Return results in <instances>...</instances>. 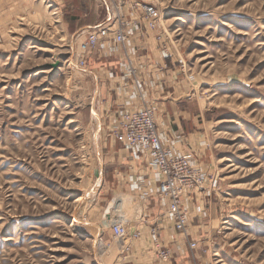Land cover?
<instances>
[{"label":"rangeland","instance_id":"obj_1","mask_svg":"<svg viewBox=\"0 0 264 264\" xmlns=\"http://www.w3.org/2000/svg\"><path fill=\"white\" fill-rule=\"evenodd\" d=\"M141 1L158 12L151 35L167 36V68L182 70L179 93L158 106L177 105L185 147L208 171L203 213L189 227L199 254L264 264V0ZM104 8L16 0L0 22V264H128L110 227L130 231L143 204L107 191L112 125L100 80L77 64L75 32L93 25L81 18ZM126 196L136 200L117 209Z\"/></svg>","mask_w":264,"mask_h":264},{"label":"built area","instance_id":"obj_2","mask_svg":"<svg viewBox=\"0 0 264 264\" xmlns=\"http://www.w3.org/2000/svg\"><path fill=\"white\" fill-rule=\"evenodd\" d=\"M102 1L110 6L108 17L77 34V64L86 67L90 58L101 56L119 61L117 76L124 87V103L112 116L111 133L117 142L136 151L154 172L156 195L165 204L164 215L181 242L193 251L199 240L189 228L191 213L184 202L194 192L198 197L205 194L206 177L190 155L171 151L160 139L155 122L159 111L157 95L164 90L163 76L168 69L166 60L173 54L165 41L167 36L161 31L151 35L161 26L154 5L141 0ZM139 219L142 225L135 224L130 231L122 222L110 227L111 234L120 242L121 251H129L131 243L146 234L158 259L162 263L170 262L172 252L161 238L160 225H149L145 232L146 220Z\"/></svg>","mask_w":264,"mask_h":264},{"label":"crops","instance_id":"obj_3","mask_svg":"<svg viewBox=\"0 0 264 264\" xmlns=\"http://www.w3.org/2000/svg\"><path fill=\"white\" fill-rule=\"evenodd\" d=\"M16 3V0H0V22L7 17H11L13 14V6ZM9 14V15H8ZM109 11L107 8H104V14L99 15L95 20H89L85 15L84 18H81L83 25L80 27L91 26V23H99L104 21L108 17ZM8 15V16H7ZM91 26V27H92ZM87 29V28H86ZM85 28H79L75 35L80 31H85ZM171 58H168V61ZM172 62V61H171ZM118 65L119 61L116 58L109 56L101 57H92L88 60L89 72L96 76L100 83L98 84V96L102 101L101 114L108 118V121L112 120L114 113L121 108L124 103L123 100V91L124 87L121 81L118 79ZM180 67V65H179ZM178 66L173 68H168L164 72L163 80V91L160 95H157L158 98L163 96L162 94H169L170 90H174L176 93H179V85L182 81L181 71ZM180 70V71H179ZM154 90V89H153ZM182 93V92H181ZM165 101V100H164ZM160 102V101H159ZM163 103V102H161ZM166 103V102H165ZM102 116V118H104ZM179 114L177 112V105L172 101H168L164 108L160 105L159 111L156 115V123L158 126V133L160 139L167 144L171 151L174 153H183L193 155L189 150L186 149L185 143L186 138L183 136L182 131L179 128ZM106 154L104 156V163L107 165L109 171L108 177L103 179L104 184H106L107 191L113 193L114 195L125 196L123 194L130 193L137 197L138 200L142 202L141 213L138 215L134 223L136 226H141L140 217L146 220V224L143 223L144 231L149 225H154L158 223L161 227V238L163 242L172 252V259L170 262L162 263L155 254V250L149 242V238L144 234L139 240L131 243V249L127 252H124L125 263L128 264H210L209 257L205 255H200L199 250L201 244L198 243L195 250L190 251L186 243L181 242L179 235L173 229L172 223L168 220V217L164 215L165 204L160 200L156 195L157 182L155 174L152 170L147 168L146 161L141 158L138 153L134 150H130L124 147L123 144L117 142L114 138H109L108 143L103 146ZM195 156V155H194ZM192 157L205 168L207 173L206 165L200 159V156ZM202 157V156H201ZM208 175V174H207ZM212 178V175H211ZM210 178V179H211ZM209 181V180H208ZM211 184L214 181H210ZM214 187V186H212ZM215 189V188H214ZM213 189V190H214ZM136 200L122 198L120 204H115V207L118 209L122 207L127 201ZM200 200L195 193L191 194L189 199H186L184 206L191 213V220L194 223V220L200 218L203 211L200 206L198 207L197 201ZM136 202V201H135ZM128 204V203H127ZM196 212V214H195ZM201 213V214H200ZM197 215V216H196ZM132 224V227L135 226ZM120 246L119 243H117Z\"/></svg>","mask_w":264,"mask_h":264},{"label":"water","instance_id":"obj_4","mask_svg":"<svg viewBox=\"0 0 264 264\" xmlns=\"http://www.w3.org/2000/svg\"><path fill=\"white\" fill-rule=\"evenodd\" d=\"M58 66V62L52 63L50 67H52L53 69L57 68Z\"/></svg>","mask_w":264,"mask_h":264},{"label":"bare ground","instance_id":"obj_5","mask_svg":"<svg viewBox=\"0 0 264 264\" xmlns=\"http://www.w3.org/2000/svg\"><path fill=\"white\" fill-rule=\"evenodd\" d=\"M71 225H73V226H75V223H72ZM119 242V241H118ZM119 244H120V242H119ZM120 247V246H119Z\"/></svg>","mask_w":264,"mask_h":264}]
</instances>
